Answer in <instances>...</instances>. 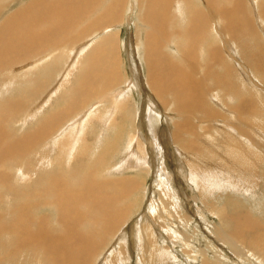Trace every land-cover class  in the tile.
<instances>
[{
    "label": "bare ground",
    "instance_id": "1",
    "mask_svg": "<svg viewBox=\"0 0 264 264\" xmlns=\"http://www.w3.org/2000/svg\"><path fill=\"white\" fill-rule=\"evenodd\" d=\"M16 1L17 0H0V17L2 16L4 17L6 13H8L10 9H12L11 7L15 4ZM102 1L103 0H32L27 5H24L22 7L21 5L20 7L18 6L19 9L17 11L15 12L11 11L12 13L11 12L10 14L8 13V15L4 19L2 17L3 21L0 22V67L4 65L5 66L4 69L5 70L8 69V72L10 71L9 74L13 78H15V75L13 74L14 71L10 70L12 69V67L11 68L9 67L12 65L11 63H14L19 59L18 56L20 55L22 56L21 59L23 61L25 60L29 61V59L35 58V60L31 62V65H28L26 67L27 70H25L24 67H21L22 70H25L27 72L26 74H28L29 71H31L30 67L34 70V68L38 67L39 64L41 66L42 63H45L47 60L51 58H53L52 59V64H54L53 68H49V66L51 67L50 64L48 67H46V69L48 70L49 74L53 72H55L56 74V71L57 73H59L60 70L58 71V69L60 65L62 66L63 62H65L67 57L71 56L70 58L72 59V61L70 60L71 68L70 70L64 72V76H63L64 80L60 83L59 88L53 89V91L50 93L51 96L46 97V100L43 102V104H40L42 105L43 108L48 103V101H50L52 96L53 95L57 96V93L61 90V88L65 89L68 83V85H70L68 88L69 90L67 91L64 90L65 92H62V94H60L64 99V101H66L67 106L64 109L59 108L62 109L61 111L56 110L57 111L56 113L53 112L55 114H53L51 117L50 115L49 116L46 115V117L43 118L41 117L40 122L38 123V125H41L40 130L37 131L38 129L34 127L36 128L37 131V132L35 131L36 133L32 134L31 132L34 131L29 132L28 130V132H26L25 134L23 133L22 137L16 139L15 137L12 136L14 135L13 133L12 134L9 133L10 128H8L9 130V131L7 130L8 132L4 131V129L7 126L3 128V124L7 122L9 119L14 120V118L18 114L17 112L20 109H23V107L26 104L24 99L19 100L20 99L19 98L18 100H15L13 97L12 98L8 97L7 99H4L2 103H0L3 105V108L1 107L2 110L0 109V185L3 186L5 184L7 186L9 182L8 175L11 176V174H9V171L5 172L3 169V167L7 165V162L10 161L11 157L15 156V153L18 154L22 152L23 149L30 148L29 146L36 141L38 142V140L40 141L43 138L45 140L46 139L45 137L47 135H52L53 132L51 131H53V129L55 131L56 129L55 127H57L56 125L58 124V121L64 116L67 118V115L68 114L71 115V112L75 109L74 110L75 119H73L75 121L72 120L73 118L72 117L71 118L72 122H68L66 125L64 124L65 126L62 124L63 127L60 130L56 131L55 135L54 134L52 135V137L54 136L53 138L51 137L53 139L52 143L54 146L55 145L61 146V144H63L64 141L70 143L69 146L71 147L70 149H73L75 146V154L73 153V151L72 153L74 154L73 156H75L74 162L76 166L74 165L75 172H73L71 175L72 178L74 179L68 180L67 178H62L61 177L62 174L60 176L51 174L49 177H47V179L42 177L41 175L39 178H37L38 180L35 181L36 185H39L38 189L39 188L40 189L39 190L37 188L35 189L38 190V191L36 190L37 191L36 194L40 196L41 200L44 199L45 200L39 202L38 199L40 198H37L39 197L37 196L36 198L39 203L37 202V200L35 201L36 203H26L27 201L25 203H22L23 201L22 199L30 198L32 194L30 195V197H27V194L29 195L30 193L28 192L29 190L27 191V193L25 190L24 192L18 191L19 185L17 186V189L14 188L15 190L14 189L11 190L12 194L18 192L17 199L20 198L21 201L12 207L10 222L7 224L0 223V236H2L1 233L3 231L8 230V233L10 235V242H9L10 244L7 243L6 244L11 245L13 247L12 253H14V257L18 255V258L20 259L18 264H25V263L26 264H94L97 261L96 260L97 256H98L97 259H99L100 256L99 254H101L100 252L103 251L105 247H107V245L117 234V232L119 230H122L121 226L122 223H124L123 220L132 209L129 206L127 207L119 206V203H126L127 200V197L123 196V191L127 192L132 189H135L142 183V180L139 179L134 180V178H128V177L125 178L117 177L116 179L115 178L108 179L103 174L105 177L103 178L101 176V173L95 170V168L98 167L94 165L95 159L103 149L102 148L103 146L100 147L99 143L107 144L109 141L119 142V140L121 139L120 138L121 134L125 135L126 131L129 129V128L127 129L126 126L125 129L127 130H125L124 132L122 130V126L120 125L123 124V120L125 119L127 124L134 120V119L132 120V118L134 117L133 116L134 109L136 107L134 101L135 99L132 95L131 90L129 91L128 89H124V86L128 85L127 83L129 79L126 80L127 78H125V76L123 75L125 79V81H123L124 83L121 84V82L118 81L119 74L117 73H119L118 72L119 68L123 66L120 63V60L119 61L117 60L118 53L116 54L115 52V48L117 47L116 44L117 37L115 38L116 34L113 35L112 33L113 31L111 29L112 18L113 19L115 18L112 17L113 14L117 13L118 15L117 14L116 15L119 16V13L122 10L121 7H123L122 5L124 4L125 1L127 2V0H121V2L117 3L114 7H108L107 9L102 5ZM136 1L139 4V9H140L139 20L141 24L143 23L145 27L143 31L147 30L146 33L140 30L142 34H139V36L141 38L139 37V40L136 39L138 43L137 46L135 47L137 51L136 55L138 56V59L140 58V61L144 64L143 67L146 69V79L141 84H144L147 88L146 98H148V102L150 103L151 102L150 99H152V104L147 106L145 112L143 111L144 115H146L147 117L146 122L149 123V125L151 123H155V124L157 123L158 112L156 109L157 108L160 109V108L158 105L156 106V104L159 103L162 108L165 106H170V109H172L175 112L177 119L179 118L174 123L175 128L173 130L174 133L172 136L174 145L178 146L179 150L181 148L180 152H184V154L182 153L183 155H185V153L193 154V155L194 153H196L199 155L204 150L206 151V148L202 146V144H200L201 141L200 136L195 137L193 132L191 131V124H192L191 119L193 117L192 111L200 113L204 120L211 122V126H209V128H207L205 132L208 134V136H210L211 133L214 134L215 131L212 132L213 130L212 127H215L213 126L215 125V123L213 124V117L219 111L217 112L212 111L207 101L208 95L212 94V96L215 97L218 102L219 100H221L222 103H224L218 91V90H222V93L224 91L229 95L230 101L232 102L236 101L237 103L236 105L234 104L228 105L229 103L228 104L225 103L223 107L226 106L228 108L227 112L233 114L232 116H234L235 117L234 119L237 120V124L244 123L246 119H250L252 115L245 113V111L248 112L249 109L252 110V107H255V99L254 97H252L250 93L256 89L255 86L253 85V83H251L250 81L251 79L249 75L248 78L246 75L247 84H243V83L240 84L239 81L237 80L238 76H235L236 71L233 69L232 63H235V65L238 64L242 70L244 65H241L240 63H236V62L231 63L228 59H226L220 41L218 40V42L215 45L212 44L211 34L216 33L219 35V37L222 40L231 41V44L227 47L228 49L227 52L234 51L237 47H240V51L238 53L239 58L240 59L243 58L242 60L246 61L244 63H247L249 67L260 78L261 77L264 78V44L261 42L259 31L256 27V22L253 19V17H251V15L249 14L246 0H205L204 1L205 6L203 5V9L201 8L198 9L194 7L195 4L191 0H136ZM98 5H102L105 10L102 11V14L99 18L97 19L94 18V20L95 19L96 20L92 22L90 25V28L92 29H90L89 31V29H84V26H82L81 28L80 26H78L76 27L78 28L77 30L75 28V23H76L75 20L79 18V15L81 14L80 12L88 13L91 10L98 8L99 7ZM252 10L255 13L256 7L252 6ZM173 13L175 14L177 20L172 19L171 16ZM259 15L264 20V3L261 4L259 8ZM86 17L89 16L86 15ZM89 19L87 20L88 22L90 21ZM178 20H181L182 22H179ZM91 21H93V18ZM118 21L119 20L117 19L115 20L116 23ZM176 23H182L185 25V27L181 28L177 26V28L180 29H177V31H175L176 29L174 27L176 26L174 25H176ZM144 33L146 35L143 38ZM93 34L94 35L101 34L100 36L104 35V38L100 41L99 40L95 41L96 39L95 40L93 39V37L95 36L92 37ZM98 36L99 35H97V37ZM172 36L177 37L178 41L175 40V38H172ZM84 37L88 38V42L84 41ZM142 40L144 41V44H142L143 42ZM244 40L249 45L248 47L243 46ZM90 41L93 42L91 43V45L89 44ZM167 41H168V46L175 43V41H177L176 43L178 44L177 52L175 54H171V57L169 56L170 54L167 53V50L163 49V46L166 44ZM172 41L174 42L172 43ZM179 43L180 44L182 43V45H180ZM87 49H89V51L85 53ZM200 49L203 50V54H204L202 56L203 61L201 60V62L198 61L199 57L197 60V54ZM131 50L133 51V49ZM78 56L80 57V61L76 59V57ZM19 62L20 60H18V62L16 63ZM57 65L59 66L58 68ZM238 65H236V67ZM143 67L141 66V68ZM138 70L140 69L138 68ZM20 72L21 74L22 73L24 74V72L22 71ZM73 74H75L74 75L75 80L70 77ZM5 75L7 76V72L5 73ZM55 76L56 75H54V77ZM32 77L34 78L35 76ZM30 78L27 79V86L29 85L30 88L29 91L27 90L26 91L32 92L33 94L38 93V91L41 90L39 88L42 86L41 85L35 86L33 78L31 79ZM101 79L103 80V82L105 81L107 85V89L102 92L99 91L98 89L99 88L98 85ZM47 80L50 81L49 78ZM41 81L42 79L40 80V82ZM208 81H210L211 83L210 85L208 84L209 83ZM11 83L9 82L7 84L11 85ZM120 84L121 87L123 85V88L121 87L119 88ZM21 85L23 84L21 83ZM25 85L24 88L27 87ZM7 88L9 87L7 86ZM25 93L23 89L22 94ZM26 94L27 97H29L30 94L29 95L28 93ZM58 103L59 101H57V104ZM105 103L110 104L109 108L107 107L109 110L102 113L100 105L102 104L105 105ZM58 105H60V103ZM104 105H102V107ZM155 106L157 108H155ZM40 108L41 106L39 108H35L36 109L35 114L39 112ZM27 115L24 116V118L28 117ZM193 118H195V115ZM245 124L247 126V123ZM229 125L230 127H232V124ZM133 126L135 125L132 124L133 131L134 130L138 131ZM233 127L236 130L234 134L237 132L238 137H241L239 134H243L250 141H253L252 146L255 148L256 151L253 150L254 148L247 149L246 148L247 146L243 147V145L241 147L238 146L237 148H239L245 153H253L257 158H260L261 153L258 152L259 151L258 149L264 150V145H262L263 143L257 139H256L257 141L253 140L252 137L247 135L246 129L243 128L241 130L239 126H233ZM29 128L31 129V127ZM117 128L120 130H118V132L115 133V135H117L116 137L119 136L120 139L117 138L111 139V136L109 138L108 135H106V137L104 136L105 132L106 134H108L110 133V131H112L111 129L116 131ZM132 128L130 127V129ZM152 129L153 128L151 127L150 133H152L153 135ZM258 129L260 130V128ZM220 130H218V132L220 133L218 134L216 133L217 135L219 134L221 135L223 131L224 132L226 131V130H221V131ZM133 131L132 130L130 132L127 131L129 132L128 135L129 139L127 140L129 141V143L127 144L129 148H131L133 142L136 141V140L134 141V139L136 137L137 138L139 137V134L137 133L135 134V132L133 133ZM88 133L89 136L90 134L94 135L92 146H90L91 142L89 146L88 143H85L87 140ZM208 136L206 135L207 138H209ZM154 137L156 138V136ZM219 137L220 136H218V138ZM238 137L237 140L241 141L240 138ZM27 139L30 140L27 142L26 141ZM217 140L220 139H217L216 137L215 142ZM140 141L144 142L143 140ZM170 141L172 142V140ZM233 141L234 140H231L230 142ZM67 142L65 143V146L68 145ZM169 142L167 144H170ZM198 143L201 146H199V148L196 149L195 147H197ZM221 143L222 141H219L218 146L221 145ZM143 144L144 143H142V145L141 143L140 144L138 143V146L140 147L141 151L138 149H137L138 152L136 151V148L138 147L132 148L133 149L132 151L134 152L133 155L138 156L139 153L142 152V150L146 152L148 155H150V158H153L152 164L150 163V167L152 165L155 166V164L161 165L166 163V156L168 155L167 149L165 148L166 149L165 151L164 149L160 148V147H166V145H163L164 143H160V147L157 146V144H155L152 147L150 143L149 145L148 144L143 145ZM48 150L52 151L53 149H48ZM54 151L56 152L57 150ZM95 152H98V154L95 155L94 158L91 160L92 154ZM105 152H108V150H106ZM44 153L46 152H43V155L41 157L44 156ZM48 153L51 154L50 152ZM31 154L34 155V153ZM36 155H38V153ZM45 155H47V153ZM34 157L36 156L34 155L32 158ZM87 158L88 159L90 158L91 161L90 171L89 172L86 171L87 173L84 174L83 176L82 174L77 175L76 172L79 169L83 170V167L86 164V163L84 164V159L86 162ZM147 158L148 157L146 156V154H143V159H147ZM68 159L70 160V158ZM131 159L135 161L133 157ZM131 159L130 161H132ZM35 161L36 160H34L33 162ZM39 161L36 162L37 165H33L34 169L32 170L27 168L25 169L24 165L22 166L23 168L22 167L20 168L17 164L19 168L18 170H16V172H20L19 175L23 177L22 181H25L27 179L26 177L27 171L29 172V176L33 177L35 175V172L42 170L40 169V167H42L40 166V162L42 161L40 162ZM134 161H132V163ZM159 161H161L160 164H158ZM132 163L130 162L131 165ZM59 165L61 166V164ZM28 166L29 168H31L30 167L31 165L29 163ZM85 166L87 168V164ZM131 168L134 169L138 167L135 166L133 168L132 166ZM139 168L141 169V167ZM143 168L147 169V166L145 165L144 167L143 165ZM5 170H8V168ZM68 170H66L67 173L70 171ZM84 170L86 169L84 168ZM99 175L102 177V179H100ZM62 176H65V174ZM15 179L18 180L16 176L13 180L16 181ZM18 182L19 181L16 182V185ZM21 186L23 187V185ZM11 187L13 188L12 185ZM44 194L46 196L50 195L48 196L49 198L48 197L44 198L43 197ZM200 196L203 197L202 195ZM43 208L54 210V214L56 213V215L54 216L49 215V217L48 215L45 214L40 215L39 212ZM158 211L160 210L158 209ZM36 212L39 214L38 217L35 215ZM156 217H158V215ZM226 217L227 216L225 217L222 216V218H226ZM233 220H234L233 223L234 227L232 226V228L234 229V231L232 230L233 231L232 234H227L221 228L219 229L220 237L224 241V245L226 244H228L227 246L230 245L234 253L241 256H243L242 255L243 249L248 250L247 246L249 247L257 246L256 248H258V250H260L264 254V235L262 234L263 236H261L260 234H258L260 231H264V226L262 228V225L257 220H254L253 218L251 219V217L249 216H245L244 218H234ZM154 225H156V223ZM165 226L166 225H164V227ZM146 228L148 227H145V229ZM137 229L140 231L141 227ZM145 229L144 231L142 229V231L147 232L145 231ZM149 230L148 233H151L149 232ZM122 232L123 231H121V233ZM171 233L169 234L171 235ZM123 234L126 236V232H123ZM162 235L159 236L162 237ZM118 237H119L118 240H120V236ZM143 237L144 239L146 238L145 236ZM160 237L158 238L160 239ZM170 237L168 236V238ZM5 238L6 237L4 238L2 237L1 238L3 239L2 241H4ZM121 238L123 239V236H121ZM6 240L4 242H6ZM4 242H2V245ZM118 242L116 241V243ZM139 242H143V239L142 241ZM147 242L149 243L150 241L147 240ZM151 243L153 249L154 248L156 249L157 245H154L155 244L154 241L153 242L151 241ZM121 244H123V242ZM145 244L147 251L145 248L144 249L146 252H149L148 251L149 245L147 243ZM120 247H123V245ZM115 248L116 247H114L113 249ZM123 249L126 250V248H122L121 252H118V255L116 254L117 256L113 255L111 257V254L114 250L111 253L109 252L110 255L107 253L109 256L105 259L104 263L103 261L102 263L103 264H126V262L129 263L130 261H125L127 260L126 259L127 255L124 254L126 252H124ZM155 249L154 251L151 249L153 251L152 253L150 251L151 256L153 254V257L154 254L156 253ZM164 249H167V247ZM7 250H5V252ZM158 251L159 250H157V254ZM5 252H2L3 255ZM166 252L168 251L166 250ZM6 253H9V255H11L10 252H6ZM129 253L128 256H130ZM169 253L168 255H170ZM262 253L260 254L262 255ZM6 256L8 257V254ZM6 256H2V257H4V259H7L5 258ZM14 257L10 259L13 260ZM166 258L167 257H165L164 260H166ZM168 258H167V262L169 261ZM146 260L148 261V259ZM216 260L217 261L215 262L217 264H220L221 259L216 257ZM0 262H1V258H0ZM6 262L8 261L6 260ZM12 262L13 263L11 264H14V261ZM138 262L139 260H137V264Z\"/></svg>",
    "mask_w": 264,
    "mask_h": 264
},
{
    "label": "rangeland",
    "instance_id": "2",
    "mask_svg": "<svg viewBox=\"0 0 264 264\" xmlns=\"http://www.w3.org/2000/svg\"><path fill=\"white\" fill-rule=\"evenodd\" d=\"M31 1L32 0H17L15 2V4L11 7L12 9H10V11L8 13L10 14L11 11L12 12L17 11L19 9L20 5L22 7L24 5H27ZM191 1L194 2V4H195L194 7L198 8V9H200V8L203 9V5L205 6V2H204L205 0H191ZM119 2H121V0H103L102 5L107 9L108 7H114ZM127 2L125 1L124 4L122 5L123 7H121L122 10L119 13V16H117L118 15L117 13L113 14V16H112V17H115L114 18L115 20L116 19L119 20L118 21L119 23L118 22L116 23L113 18H112L113 22L111 21V29L113 31L112 33H113V35L116 34L115 38L117 37L116 38L117 47L115 48L116 54L117 53L119 54V55L117 54V58H118L117 60L118 61L120 60V63L123 66V67H121L122 69L119 68V71H118L119 73H117V74H119L118 75V79H119L118 81L121 82V84L124 83L123 81H125V79H124L123 75L125 76V78H127L126 80L129 79L128 83H127L128 85L124 86V89H128L129 91L131 90L132 95L135 99L134 101H135V106H136L134 109V115H133L134 117L132 118V120L133 119L134 120L133 121L131 120L132 122H129L127 124V122L125 121L126 119H125V120H123V124L120 126H122V130L124 132L128 128L129 129L127 131L130 132L131 130L133 131L132 124H134L135 126H133V127H135L138 131L134 130L133 133L135 132V134L136 133L139 134L138 138L140 140H143L144 142L140 141L136 137L134 139V141L135 140L136 141L133 142V145H131L132 147L129 148V146L127 145L129 143V141H127L129 139L128 138L129 132L126 131L125 135L121 134V137H120L122 139L121 140L119 138V136L116 137L117 135H115V133H117L118 130H120V129L117 128L116 131L111 129L112 131H110V133H108V134H106V132H105L104 136L106 137V135H108L109 138L111 136V139L112 138L120 139L119 142H116V141L110 142L109 141L107 144L106 143H99V146L100 147L103 146L102 147L103 149L99 154H98V152L93 153L91 160L94 158L95 155L98 154V156L94 162V165L98 166L95 168V170L99 171V173H101V176L103 178L106 177L108 179H114V178L116 179L117 177L118 178L119 177L120 178L121 177H124V178L128 177V178H134V180H136V179L142 180V183L138 187H136L135 189H132V190L127 191V192L123 191V196L127 197V200H126V203H119V206H123V207L129 206L132 209L130 210V212L127 214V216L123 220V222H124V223H122L123 227L121 226L122 230H119L120 232L118 231L117 234L114 236L116 238L113 237V239L110 241V243L107 245V247H105L104 250L100 252L101 254H99L100 255L99 259H97L98 258V256H97L96 257L97 263L95 262L94 264H103L105 259L110 255V253L113 250L114 251L112 252L111 257L113 255H116V254L118 255V252H121L122 248H126V250H127L126 251L123 249L124 252H126L124 254L127 255V256L125 255L126 259H127L125 261H130L129 263L126 262V264H137V260H139V262L141 261L140 262L141 264H145V263L146 264H148V263L149 264H160V263L161 264H170V263L171 264H189V263L190 264H204V263L205 264H217L215 262V261H217L216 257L221 259L220 260L221 262L219 261L220 264H261V263L264 264V262H262V261H264L263 260L264 254L260 250H258V248H256L257 246L256 247L247 246L248 250L243 249V254H242L243 256L237 255L236 253H234V251L232 250V247L230 245L229 246H227L228 244L224 245V241L221 239L220 231H219V229L221 228L222 230L225 231V233L232 234L234 231V229L232 228V226L234 227V225H233L234 220L233 219L234 218H244L245 216H249V217H251V219L253 218L254 220H257L262 225V228L264 226V150L258 149L259 150L258 152L261 154H260V158H257L253 153H245L242 150H240L239 148H237L238 146L241 147L242 145H243V147L247 146L246 147L247 149H250V148L253 149L254 147L252 146L253 141H250L245 135L239 134L241 137H238L237 132L234 134V132L236 130L233 127V126H239L241 130L243 128L246 129L247 135L252 137V139L255 141L260 140L263 143L262 145H264V133H262V132H264V78H262V77L260 78L249 67V65L247 63H244L246 61L242 60L243 58L242 59L239 58L238 53L240 51V47H237L234 51L227 52L228 51L227 47L231 44V41L230 40L224 41L219 37L218 34L212 33L211 34L212 44L215 45L218 42V40L220 41L226 59H228L231 63L232 62L240 63L241 65H244L246 67L247 70L245 69L244 66H243V70H242L238 64H236V65H238L236 67L235 63H232L233 69L236 71V74H237V75L235 74V76H238L237 80L239 81V83L240 84L241 83L247 84V78L249 75V77L251 79L250 80L251 83H253V85L255 86L256 89L253 90L252 92H250L252 97H254V99H255V107H252V110L249 109L248 112L245 111V113L252 115V117H250V119H246V121L244 123H238L237 124V120L234 119L235 118L234 116H232L233 114L232 113L230 114L227 112L228 108L226 106L223 107L225 103H227V104L229 103L228 105H230V104L236 105L237 104L236 101H233V102L230 101L229 95L227 93H225L224 91L222 93V90H218V91H219V94L222 97L224 103H222L221 100H219V102H218L217 99L212 96V94L208 95L207 101H208L212 111L213 112L219 111L218 112L219 114L217 113L213 117V124L215 123V125H213V126H215V127H212L213 128L212 132H214V131L215 132H214V134L211 133L212 135L210 134V136H208V134L205 132V130L207 128H209V126H211V122L204 120L200 113L192 111V116L194 117V115H195V118L192 117V119H191L192 120L191 121L192 122L191 131L193 132L195 137L200 136V140H201L200 144H202V146H204L206 148V151L204 150L199 155L196 153H194V155L193 154H186V153H185V155H183L184 152H180L181 148L179 150L178 146L174 145V142H173L172 136L174 133L173 130L175 128L174 123L179 118L177 119L175 112L172 109H170V106H165L162 108L159 103L156 104V106L158 105L160 108V109H158L155 106V108H157L156 110L158 112L157 123L156 124L151 123L149 125V123L146 122L147 117H146V115H144L143 111L145 112V110L147 109V106L152 104V99H150L151 102L149 103L148 98H146L147 88L144 84H141L146 79V69L143 67L144 64L140 61V58L138 59V56L136 55L137 51L135 48L137 46V43H138L137 40H139V37H140L139 34H142L140 32V30L143 31L145 27H144L143 23L141 24V22L139 20L140 9H139V4L137 3V1L136 0H127ZM263 3H264V0H246V4L248 6L249 14L255 20L256 27L259 31V35L261 38V42L264 44V20L259 15V8H260L261 4H263ZM102 5H98L99 6L98 8H95L94 10H91L88 13L80 12L81 14L79 15V18L77 20H75L76 21L75 28L78 26H80V28L82 26H84V29H89V31H90V29H92V28H90L91 23L94 22L97 18H99L102 14V11L105 10ZM252 6L256 7L255 13L252 10ZM8 13H6V15L4 17L2 16L3 19L8 15ZM83 14H84V16H83ZM88 14H90V15H88ZM121 14H122V16H121ZM86 15L89 16L90 19H89V17H86ZM114 15H116L117 18ZM2 17H0V22L3 21ZM91 17L93 18V21H91L92 20ZM171 17L173 20H177L174 13L172 14ZM94 18H96V19L94 20ZM88 19L90 20L89 22L87 21ZM178 21L182 22L181 20H178ZM174 26H176V27H174L176 29L175 31H177V29H180V28H177V26L181 27V28L185 27V25L182 23H176V25H174ZM76 29L78 30V28H76ZM110 32H111V30H110ZM143 32L146 33L147 30H145ZM145 33L143 34V38L146 35ZM97 35H99V36L97 37ZM97 35H94V34L92 35V37L95 36V37H93L94 40L96 39L95 41H98V40L100 41L104 38V35H102V36H100L101 34H97ZM172 38H175V40L178 41L177 37L172 36ZM217 38H219V39H217ZM84 41L88 42V38L84 37ZM177 41H175V43H173L174 41H172L173 44L170 46H168V41H167L166 44L163 46V49L167 50V53L170 54V55L168 54L170 57H171V54H175L177 52V47H178V44L176 43ZM91 43H93V42L90 41L89 44L91 45ZM142 44H144V41L142 42ZM180 45H182V43ZM131 46H132V48H131ZM243 46L244 47L249 46L247 44V42H245V40H244ZM131 49H133V51ZM88 51H89V49H87L85 51V53H87ZM199 54H200V56H199ZM203 55H204L203 50L200 49L198 54H197V60L199 57L198 61L201 62V60L203 59V57H202ZM20 56H18V58H19L18 60H20V62L16 63V62H18V60H17L16 62H14L15 64L11 63L12 65L9 67V68L12 67V69H10V70L14 71L13 74L15 75V78H13L9 74L10 71L8 72V69H6L7 71L4 69V67H5L4 65L0 67V70H1L0 71L1 72L0 73V91H1L0 92V97H1L0 103H2V101L4 99H7L8 97L9 98L13 97L15 100H18L19 98H20L19 100L24 99L25 104H26L23 107V109H20L17 112L18 114L16 115L14 120L9 119L7 122H5L3 124V128H5L7 126L4 129V131H7L8 128H10L9 130L11 132L8 130L9 133L10 134L13 133L14 135H12V136L15 137L16 139L22 137L23 133L25 134L26 132H28V130H29V132L34 131V132H31L32 134L36 133L41 128V125H38L41 117L42 118L46 117V115L47 116L50 115V117H51L53 114H55L57 112L56 110L61 111L62 109H64L67 106L66 101H64V99L62 98V96L60 94H62V92L69 90L68 88L70 85H68V83L66 85L67 87H65V89L61 88V90L57 93V96L53 95L52 98L50 99V101H48V103L43 108H42V105H40V104H43V102L46 100V97L51 96L50 93L53 91V89L59 88L60 83L64 80V78H63L64 72L70 70V68H71L70 65H71V61H72V59L70 58L71 56L67 57L65 62H63L62 66L60 65L61 68L57 65V68L59 67L58 71L60 70L59 73H57V71H56V74H55V72L49 74L46 67H48L51 64V67L49 66V68H53V65H54V64H52L53 58H51L52 57L51 56L50 57L51 59L47 60L45 63H42L41 66L39 64V66L34 68V70L30 67L31 71H29V73H28L29 75H28V74H26L27 72L25 71V70H27L26 67L28 65H31V62L33 60H35V58L29 59V61L28 60L23 61L21 59L22 56L21 57ZM76 59L80 61L79 56L76 57ZM174 61H176V60H174ZM177 61H180V60H177ZM135 66H137V67H135ZM141 66L143 68H141ZM21 67H24L25 70H22ZM138 68L140 70H138ZM20 71L24 72V74L23 73L21 74ZM6 72H7V76L5 75ZM53 74L56 76L54 77ZM51 75H53V76H51ZM74 75L75 74H73L70 77L74 79ZM246 75H247V78H246ZM32 76H35V77L33 78ZM46 76L50 79V81L47 80L48 78ZM5 77H6V79H5ZM7 77H9V78H7ZM30 77L33 78L35 86L36 85L42 86V87L39 86L40 88L38 87L39 89H41L38 91L39 94L38 93L33 94L32 92H27V91H29V88H30L29 85H28L29 87L27 86V79ZM51 78H52V80H51ZM41 79L43 82L42 81L40 82ZM2 80H3V82H2ZM9 82L10 83L13 82V83H11V85H9V84H7ZM208 82H209L208 84L210 85L211 84L210 81H208ZM21 83L23 85H21ZM41 83H43V84H41ZM256 83H257L258 87H257ZM6 84L9 88H7ZM121 84L119 85V88L121 87ZM24 85L27 87L24 88ZM129 85H130V87H129ZM43 87H44V89H43ZM98 87H99L98 88L99 91H101V92L105 91L107 89L106 82L105 81L103 82V80L101 79ZM121 88H123V85ZM23 89H24V93L26 92V93H28V95L30 94L31 96L29 95V97H27V94L25 93L26 94V97H25V94H22ZM128 95H129V93H128ZM57 101H59L61 106L58 105L59 103L57 104ZM60 101H62V102H60ZM28 105H29V107H28ZM102 105H104V104H102ZM102 105H100L102 113L109 110L108 108H109L110 104L105 103V105L103 107H102ZM40 106H41V108L39 109V112L37 114H35L36 113L35 108H39ZM1 107L3 108L2 104H0V109L2 110ZM59 108H62V109H59ZM73 111L71 112V115L70 114L67 115V118L64 116L63 118H61L58 121V124L56 125L57 127H55L57 130L55 129V131H54V129H53V131H51V132H53L52 135L53 134L55 135V132L60 130L64 124L66 125L68 122H72L71 121L72 117H73L72 120L75 119V111L74 112ZM22 112H23V114H22ZM53 112H55V113H53ZM220 113H221V115H220ZM19 114L21 116L22 115L23 116L21 117ZM26 115L28 117L24 118V116H26ZM200 117H202V118H200ZM172 118H173V120H172ZM63 120H64V122H63ZM73 121H75V120H73ZM36 123H37V125H36ZM245 123H247V126ZM229 124H232V127H230ZM140 125L142 128L140 127ZM29 127H31L32 130ZM34 127H36L38 130L36 131V128H34ZM125 127L127 129H125ZM130 127L132 129H130ZM151 127L154 129V130L152 129L153 135H152V133H150ZM223 127H224V129H223ZM33 128H34V130H33ZM258 128H260V130ZM216 129H217V131H216ZM220 129L226 130V131L225 132L223 131L221 133V135L220 134L217 135L218 133H220V132H218V130H220ZM205 134L209 138H207ZM229 134H231L232 136ZM52 135H47L45 137L46 138L45 140L43 138L40 141L38 140V142L37 141L34 142L33 144H31L29 146L30 148L23 149V151L18 153V154L15 153V156H12L10 161L7 162V165H5L3 167L5 172L9 171V174H11V176H13V175L14 176L11 177L10 175H8L9 182H8L7 186H6V184L4 185L5 187L3 185H0V187L3 189L2 190L0 188V195H1L0 196V223H6L7 224L10 222L12 207L21 201L20 198L17 199V193H18L17 191H15V192H17L15 194H12V192H11L12 189H14V188L17 189L18 185H19L18 191L24 192V190H25L27 193V191L29 190L28 192H30V193H29V195L27 194V197H30V195L32 194L30 198L22 199L23 200L22 203H25L26 201H27L26 203H36L35 201L37 200V198H40V196L36 194L40 188L38 189L39 185H36L35 181H37L38 180L37 178H39L41 175H42V177L47 179V177H49L51 174L57 175V176H60L61 174L62 175L65 174V176L61 175V177L67 178L68 180L74 179V178H72L71 175L73 172H75L74 167L76 166V164L74 162L75 156H73L75 154V146L73 149H70L71 148V147H69L70 143H68L67 141H66L68 143V145L66 144L67 146H65V143H66L65 141L63 144H61V146L60 145L54 146L52 143V140H53L52 138L54 136L52 137ZM154 136H156V138ZM215 136L217 137V139H220V140H217L215 142V139H216ZM218 136H220V137L218 138ZM213 137H215V138H213ZM237 137L240 138L241 141H238ZM49 139H50V141H49ZM169 139L172 140V142ZM243 139H244V141H243ZM29 140L30 139H27L26 141L28 142ZM93 140H94V135L90 134V136H89V133H88L87 140L85 143H88V146H89L90 142H91L90 146H92ZM231 140H234V141L230 142ZM219 141H222V143H221V145L218 146ZM168 142L170 144H167ZM251 142H252V144H251ZM138 143L139 144L141 143V145H142V143H144L143 145H147V144L149 145V143H150L151 147L154 146L155 144H157V146L160 147V143H164L163 145H166V147H160V148L164 149L165 151L167 149V152H168V155L166 156V163L167 164L166 163L161 164V165L155 164V166L152 165L153 167L152 166L150 167V163L152 164L153 158H150V155H148L143 150H142V152L139 153L138 156L133 155L134 152L132 151L133 150L132 148L138 147V148H136V151H137V149L141 151L140 147L138 146ZM130 144H132V143H130ZM43 145H45V146H43ZM199 146H201V145H199V143H198L197 147H195V148L198 149ZM48 149H53V150L50 151ZM96 149H97V147H96ZM54 150H57V151L55 152ZM106 150H108V152H105ZM125 150H128V151H125ZM253 150H255V148ZM32 151H34V152H32ZM72 151L74 154L72 153ZM43 152L47 153V155H45L46 153H44L43 157L45 159L43 157H41L43 155ZM48 152H50L51 154H49ZM31 153H34V155L36 157L32 158L34 155ZM35 153L36 154L38 153V155H36ZM56 154H58V155H56ZM131 154H132V156H131ZM143 154H146V156L148 157L147 159H149L150 161L147 159H143ZM128 157H129V159H128ZM132 157H133V159H135V161L131 159ZM12 158H13V161H12ZM68 158H70L71 161ZM57 159H59V160H57ZM85 159H84V164L86 163L87 168H89V169L86 168V166H85L86 164H85L83 167V170L79 169L76 172L77 175L82 174V176H83L84 174H86L87 172L90 171V169H91L90 158L89 159L87 158L88 162H87V160L85 162ZM130 159L132 161H134L135 163L134 162L132 163V161H130ZM34 160H36V161L33 162ZM37 160L42 161V162L39 161L40 166H42V167H40V169H42V170H39L41 173L39 171L35 172V175L33 177H30L29 172L27 171V175H26L27 179L25 181H22L23 177L21 175H19L20 172H16V170H18L19 167L21 168L23 165H24L25 169L27 168V169L32 170V169H34L33 165H37L36 164V162H38ZM31 161H32V163H31ZM130 162L132 163V165L130 164ZM143 162H144V164H143ZM145 162L148 164H146ZM25 163H27V164H25ZM28 163L31 165L30 166L31 168H29ZM160 163H161V161L158 162V164H160ZM17 164L19 167L17 166ZM59 164H61V166ZM137 165H140V166H137ZM143 165H144V167L146 165L147 169L143 168ZM132 166H133V168L135 166L138 168L132 169L131 168ZM6 167L8 168V170H5V169H7ZM14 167H16V168H14ZM139 167H141L142 170ZM68 168L70 171L68 170ZM84 168L86 170H84ZM66 170H68L69 172L67 173ZM64 171H65V173H64ZM103 174L105 175V177ZM15 176L18 179V180L15 179L16 181L13 180L15 178ZM68 176H69V178H68ZM101 176L99 175L100 179H102ZM17 181H19V182L16 185ZM20 183H21V185H23V187L20 185ZM25 183H26V185H25ZM11 185L13 186V188L11 187ZM35 188H37L38 190ZM7 189H8V191H7ZM1 192H2V194H1ZM47 193H48V191H47ZM34 195H36V196H34ZM200 195H202L203 197H201ZM37 196H39V197H37ZM48 196H50V195H48ZM48 196H46L45 194L43 195L44 198H47ZM38 200L40 202V201H44L45 199L41 200V198H40ZM38 200H37V202H38ZM124 204H126V205H124ZM165 208L167 209V212H166ZM158 209L160 211H158ZM163 212H165V213H163ZM220 212H222V213H220ZM39 214L40 215L45 214V215H48V217H49V215L50 216L56 215V213L54 214V210H51L48 208L41 209ZM39 214L37 212L35 213V215L37 217L39 216ZM157 215H158V217H156ZM222 216H224V217L227 216V217L222 218ZM50 222H53V221H50ZM155 223H156V225H154ZM148 225L150 226L151 229L149 228ZM161 225H163V226H161ZM164 225H166V226L164 227ZM138 226L141 227L140 231L137 229V228H139ZM145 227H148V228L145 229ZM166 227H167V229H166ZM121 228H119V229H121ZM142 229H143V231L145 229V231H147V232H143ZM148 230L151 233H148ZM160 230L162 233L160 232ZM121 231L126 232V236L123 234V232L121 233ZM164 231L168 235H166ZM171 231H172V233H171ZM168 232L171 233V235ZM158 234L160 236L162 234L163 235H162V237H160ZM222 234H224V233H222ZM258 234L263 236L264 231H260ZM1 235L2 236H0V239L2 237L3 238L6 237L4 239V241L6 239L7 240H6V242L2 241L3 239L0 240V241L4 242L3 245H2V242H0V246L2 245L1 246L2 248L0 247V250L2 249L0 252L2 253V252H5V250L9 249L6 252H10L11 255H9V253L5 252L6 255L8 254V257H7L5 255V253H4V255H3V253L2 254L0 253V258H1L0 264H5V263L11 264V263H13L12 261H14V264H18V262L20 260L18 258V255H16V257H14V253H12L13 247L11 245H7V244H10L9 243L10 242V235L8 233V230L3 231L1 233ZM118 236H120V240H118L119 239ZM121 236H123V239L121 238ZM143 236H145L146 238L144 239ZM168 236L169 237L171 236V237L168 238ZM158 237H160V239ZM136 239H137V241H136ZM142 239H143V242H139V241H142ZM147 240L150 242L148 243ZM156 240L158 241V243ZM116 241L117 242L119 241V242L116 243ZM151 241L152 242L154 241V243H155L154 245H157L156 249L155 248L154 249L156 250L155 254H157V250H159L158 251L159 255L157 254L158 256L155 254H154V257H153V254L151 256V253L154 251ZM122 242H123V244H121ZM145 243H147L149 245V248H150V249L148 248L149 252H146L147 248L145 247V245H146ZM159 244H160V246H159ZM122 245H123V247H120ZM124 245H125V247H124ZM114 247H116V248L113 249ZM166 247H167V249H164ZM227 247H229V248H227ZM119 248H121V249H119ZM138 248H140V249H138ZM144 248L146 249V251ZM10 249H11V251H10ZM135 249H136V251H135ZM164 250H165V252H164ZM166 250L168 252H166ZM169 250H170V253H169ZM150 251H151V253H150ZM128 253L130 256H128ZM161 253H163V254H161ZM168 253L170 255H168ZM260 253H262V255ZM206 254H207V256H206ZM1 255L6 256L5 258H7V259H4V257H2ZM162 255H163V257H162ZM164 256L167 258L169 257L168 262H167V258H166V260H164L165 259ZM12 257H14L13 260L10 259ZM150 257H152L153 259ZM8 258H9V260H8ZM3 259H4V261H3ZM146 259H148V261ZM257 259H259V260H257ZM6 260L8 262H6ZM102 261H103V263H102ZM150 261H152V262H150ZM139 262H138V264H140Z\"/></svg>",
    "mask_w": 264,
    "mask_h": 264
}]
</instances>
